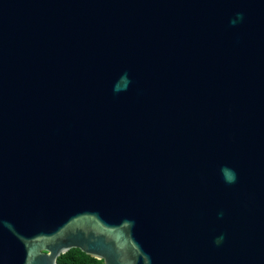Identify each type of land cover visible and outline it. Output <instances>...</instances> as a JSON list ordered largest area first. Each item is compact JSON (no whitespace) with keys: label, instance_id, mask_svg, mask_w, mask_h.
Listing matches in <instances>:
<instances>
[{"label":"water","instance_id":"water-1","mask_svg":"<svg viewBox=\"0 0 264 264\" xmlns=\"http://www.w3.org/2000/svg\"><path fill=\"white\" fill-rule=\"evenodd\" d=\"M264 264V0H0V264Z\"/></svg>","mask_w":264,"mask_h":264},{"label":"trees","instance_id":"trees-1","mask_svg":"<svg viewBox=\"0 0 264 264\" xmlns=\"http://www.w3.org/2000/svg\"><path fill=\"white\" fill-rule=\"evenodd\" d=\"M57 264H102V261L94 259L78 249H71L57 258Z\"/></svg>","mask_w":264,"mask_h":264}]
</instances>
